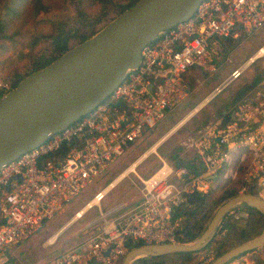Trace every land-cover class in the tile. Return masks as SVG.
Instances as JSON below:
<instances>
[{
  "label": "built area",
  "instance_id": "obj_1",
  "mask_svg": "<svg viewBox=\"0 0 264 264\" xmlns=\"http://www.w3.org/2000/svg\"><path fill=\"white\" fill-rule=\"evenodd\" d=\"M263 26L264 0H201L188 20L145 45L139 67L127 71L89 114L1 167L0 264L182 104L189 94L188 76L193 71L213 73L224 41ZM263 50L264 45L234 68L209 99L240 77ZM227 114V121L209 123L183 143L201 163L199 175L183 178L185 169L175 171L163 161L160 169L167 165L168 171L152 179L159 169L142 180L143 195L134 207L116 217L118 207L100 214L92 236L39 264H119L130 242L175 244L181 219L175 210L188 194L213 189L221 174L238 177L237 194L250 188L264 200V76ZM100 196L99 190L91 201L98 199L99 204ZM241 206L231 214L243 210Z\"/></svg>",
  "mask_w": 264,
  "mask_h": 264
},
{
  "label": "rangeland",
  "instance_id": "obj_2",
  "mask_svg": "<svg viewBox=\"0 0 264 264\" xmlns=\"http://www.w3.org/2000/svg\"><path fill=\"white\" fill-rule=\"evenodd\" d=\"M75 6V2L68 1L60 9L39 10L28 19V23L24 25L25 27L23 26L24 28L20 36H16L12 41L0 40V88L6 92L13 79V72L25 73L29 68V54H36L45 47L44 42H41L32 49L30 43L31 36L47 32L53 19L72 20L75 16ZM114 16L115 14L111 12L108 19L104 20L98 27L102 29L114 19ZM232 40L231 44L224 41L223 45L218 47V60L213 73L193 71L189 75V94L182 104L169 112L141 140L130 145L120 158L103 175L94 179L91 184L86 186L79 197L69 203L62 213L45 223L33 237L15 246L11 251L8 262L5 264H39V262L47 260L89 238L100 224L101 220L98 218L101 217L100 214L105 213L107 200L116 197L121 192L119 197H128L131 207L142 198L144 189L142 180H148L150 176L162 167L163 161L169 167L177 170L180 168L176 167L177 163L194 159L192 151L187 150L183 146L184 141L189 137H195L209 123L225 122V115L223 113L229 112L233 108L231 99L236 93L241 89L251 92L257 86L256 84L252 87L254 80L258 77L263 78L264 55L258 57L254 63L244 70L245 72L240 77L231 81L216 96L205 102V105L198 112L178 126L169 137L158 145L155 152H150L144 160L139 162L134 172H129L122 177L118 184L116 183L120 186L116 188L117 185L115 184L116 187L110 190V192H113L109 195L106 194L107 200L103 199L99 204H93L91 208L83 212L81 217L75 218L78 212L91 202L94 193L99 190L100 192L105 190L130 165L138 162L151 146L171 132L176 124L181 122L189 115L190 111H193L195 107L201 104L206 96L230 75L234 68L243 64L257 52L259 47L264 45V26L257 30V32L243 33L238 38ZM187 169L189 171V168ZM172 182L176 183L177 180L173 178ZM240 186L241 183L236 178L227 180L221 174L220 178L214 182V188L208 191L207 195L209 198L201 209L198 210L197 218L201 219V217L206 215H211L212 217L215 213V209L212 210L214 206L212 205L213 201L232 193L233 189L238 193ZM247 191H251L250 188ZM241 207L243 210H235L234 214L229 215V223L234 224V229L229 227L223 228L216 236L215 241L207 249L193 253L190 259L178 257V255L165 256L161 264H208L215 258L217 253L225 252L235 247L240 236V230L244 229L250 220L249 211H247L245 206ZM118 215L117 212L112 217ZM181 217H184V213ZM55 234L57 236L54 240L51 243H47ZM242 258H247L248 264H264V247L241 254L227 264H244L245 262Z\"/></svg>",
  "mask_w": 264,
  "mask_h": 264
},
{
  "label": "water",
  "instance_id": "obj_3",
  "mask_svg": "<svg viewBox=\"0 0 264 264\" xmlns=\"http://www.w3.org/2000/svg\"><path fill=\"white\" fill-rule=\"evenodd\" d=\"M201 0H139L89 39L73 46L46 67L23 79L0 98V168L89 114L139 67L145 45L164 30L188 20ZM247 91L231 99L237 104ZM264 215V200L239 193L214 211L193 242L150 244L129 249L120 264L140 258L197 253L207 247L237 206ZM264 246V229L208 264H227ZM93 264V263H91Z\"/></svg>",
  "mask_w": 264,
  "mask_h": 264
},
{
  "label": "trees",
  "instance_id": "obj_4",
  "mask_svg": "<svg viewBox=\"0 0 264 264\" xmlns=\"http://www.w3.org/2000/svg\"><path fill=\"white\" fill-rule=\"evenodd\" d=\"M68 1L76 3L74 18L72 20L53 19L47 32L33 34V36H31L30 43L32 49L41 42H44L45 47L41 49L42 51L36 54H29V68L25 73H20L18 71L13 72V79L9 89L5 92L4 89L0 88V98L9 90L15 88L23 79L35 71L51 64L64 52L97 33L100 30L98 26L104 20L108 19L111 12L115 14V19L118 14L130 8L139 0H0V40L12 41L16 36L21 35L22 30L25 27L24 25L28 23V19L32 14L35 15L39 10L63 8ZM89 6H92L91 9ZM232 42V39L226 41L228 44H231ZM260 79V77L255 79L252 87L258 84ZM227 120L228 116L225 115V121ZM180 166H184L183 162L177 163L176 167ZM191 168L193 174L199 173V170L197 171L193 166H191ZM237 178L236 180H238ZM207 193L204 195L198 193L188 194L184 204L175 210L176 217L182 216L184 213V217H181L176 232L177 243L193 242V240H195L206 228V225L212 218L211 215L203 216L201 219L197 218V215L198 210L201 209L209 198ZM248 193L256 195V192L252 189ZM236 194L237 193L233 189V192L225 197L215 199L212 203V205H214L212 210H216L218 206ZM246 209L250 213V220L247 222L246 227L240 230L237 244L254 238L264 229V215H261L254 209L247 207ZM192 219H194L193 222H191ZM225 227L231 229H234L235 227L233 223H229V215L224 219L221 227L207 247L215 241L218 233H220ZM139 246H142V243L130 242L128 244L129 249ZM207 247L205 249H207ZM221 253H217L215 257L219 256ZM192 255L193 253H183L179 254L178 257L180 256L182 258L190 259ZM164 257L140 258L132 264H161Z\"/></svg>",
  "mask_w": 264,
  "mask_h": 264
},
{
  "label": "bare ground",
  "instance_id": "obj_5",
  "mask_svg": "<svg viewBox=\"0 0 264 264\" xmlns=\"http://www.w3.org/2000/svg\"><path fill=\"white\" fill-rule=\"evenodd\" d=\"M264 51V50H263ZM262 56V54H261V52H259V54L258 55H256V57H254L252 60H256V59H258V57H261ZM253 62V61H252ZM249 64H250V62H249ZM246 68V67H245ZM207 101H209V97L208 96H206V98L203 100V102L200 104V105H198L197 107H195L194 109H193V111H190V113H189V115L188 116H186L181 122H177L178 124H176L175 125V127L173 128V130L171 131V132H169L167 135H165L164 137H162L157 143H155L153 146H151L149 149H148V151L144 154V155H142L141 156V159L138 161V162H136V163H134L133 165H130L124 172H122L121 173V175L120 176H118V178L116 179V180H114L107 188H105V190H103L102 192H100V194H101V196H104L116 183H117V181H119V180H121V178L122 177H124L126 174H128L129 172H134V170H135V168H136V166L139 164V162H141L142 160H144L147 156H148V154L150 153V152H154L155 150H156V148L158 147V145L160 144V143H162L167 137H169L175 130H176V128L178 127V126H180L183 122H185L188 118H190L193 114H195L196 112H198L202 107H203V105H205V102H207ZM168 171V166L166 165L165 167H163L162 169H160L153 177H152V179H155V178H158V177H160L162 174H165L166 172ZM100 196V197H101ZM102 199V198H101ZM97 200L98 199H93V201H91V202H89L88 203V206L86 205L82 210H80L79 212H78V214L76 215V217L75 218H79V217H81L82 216V214H83V212L84 211H86L87 209H89V208H91L92 206H93V204H97ZM75 218H73V219H75ZM72 219V220H73ZM58 233H59V231H58ZM57 233V234H58ZM57 234H55V235H53L49 240H48V242L47 243H51L53 240H54V238L57 236Z\"/></svg>",
  "mask_w": 264,
  "mask_h": 264
},
{
  "label": "crops",
  "instance_id": "obj_6",
  "mask_svg": "<svg viewBox=\"0 0 264 264\" xmlns=\"http://www.w3.org/2000/svg\"><path fill=\"white\" fill-rule=\"evenodd\" d=\"M189 77V76H188ZM261 80V79H260ZM247 91V90H246ZM200 105V104H199ZM236 105V104H235ZM235 105H232V107H234ZM231 111V110H230ZM229 111V112H230ZM228 112H224L223 114L224 115H227L228 116V114H227ZM155 152V151H154ZM192 155L195 157L194 159H192V160H189V161H187V162H183V164H184V166L183 167H181L180 166V168H183V169H185V171H186V175H184V177L183 178H187V177H190V176H196V175H199L201 172H202V165H201V163L198 161V159H197V157L192 153ZM168 165V164H167ZM191 166H193V168H196L197 169V171L199 170V173L198 174H193V172L191 171L192 170V168H191ZM180 168H178V169H180ZM187 168H189V171H188V169ZM173 169V168H172ZM174 170V169H173ZM175 171H177V170H175ZM118 182L119 181H117V184H118ZM116 184V185H117ZM116 185L115 186H113L110 190H112L113 188H115L116 187ZM120 185H117V187L116 188H118ZM110 190L106 193L107 195H109L111 192H113V191H111L110 192ZM122 191V190H121ZM121 193V192H120ZM120 193L116 196V197H114V198H111L110 200H107L106 199V197H107V195L105 194L104 196H101L103 199H106L107 200V202H106V209H105V212H107V211H109L110 209H112V208H115V207H118L119 209H121V210H119V212H118V214H121L122 212H126V211H128V210H130L132 207H134L138 202H140V200L139 201H137V202H135L134 204H133V206H131L130 207V205H129V202H130V199L128 198V197H119L120 196ZM102 199V200H103ZM99 219V218H98Z\"/></svg>",
  "mask_w": 264,
  "mask_h": 264
}]
</instances>
